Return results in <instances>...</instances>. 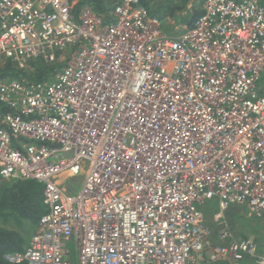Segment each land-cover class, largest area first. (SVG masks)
Wrapping results in <instances>:
<instances>
[{"label":"built area","instance_id":"built-area-1","mask_svg":"<svg viewBox=\"0 0 264 264\" xmlns=\"http://www.w3.org/2000/svg\"><path fill=\"white\" fill-rule=\"evenodd\" d=\"M78 3L0 0V58L70 50L52 78L0 76V181L41 182L47 207L5 259L264 264L253 239L211 244L201 208L264 216L262 0H204L179 35L140 0Z\"/></svg>","mask_w":264,"mask_h":264},{"label":"trees","instance_id":"trees-1","mask_svg":"<svg viewBox=\"0 0 264 264\" xmlns=\"http://www.w3.org/2000/svg\"><path fill=\"white\" fill-rule=\"evenodd\" d=\"M116 1L79 0L78 7L87 3L93 5L98 11L105 12L110 6L113 7ZM197 2L198 0H191L190 3L196 6ZM140 3L152 15L160 17L165 26L167 18L184 19L186 17L184 12L192 6L189 0H140ZM165 3L169 4L163 5ZM262 3L264 5V0ZM197 7L196 14L189 23L190 26H193L196 19L202 14L201 4ZM166 28L169 29L167 26ZM58 68V63L48 62L43 57L31 60L25 67L11 59L0 58V76L6 79L41 81L52 78ZM46 209L41 182L35 179L14 178L0 184V264H14L5 259V254L24 249L27 239L30 237L28 235L30 226H36Z\"/></svg>","mask_w":264,"mask_h":264},{"label":"rangeland","instance_id":"rangeland-1","mask_svg":"<svg viewBox=\"0 0 264 264\" xmlns=\"http://www.w3.org/2000/svg\"><path fill=\"white\" fill-rule=\"evenodd\" d=\"M164 1H167V0H164ZM190 2L191 0H189V3ZM203 2L204 0H201V1L198 0V2L196 3V6L192 5L188 10H186L184 12V15L186 16L184 19H181L179 17H175V20L173 17L167 18V20L165 21L166 26L172 32H179L183 30L184 29L183 22L185 25H188L191 22V19L193 18V16L196 14L195 9H198L197 6H200V4L202 7ZM167 4L169 3H165L163 5H167ZM169 29H166L168 33L170 32ZM69 52H70L69 49H65L61 51L60 53L55 54V59L52 62L54 64L58 63L59 68L57 70H59L65 64V62H67L69 58ZM8 180H11V179L2 180L0 181V184ZM210 202L212 203V201ZM248 210L249 209L247 208L246 205L238 207V204H234L231 207H229L224 213H222V217H221V213H220L221 210L218 207V205L216 207L215 204L208 205L206 203L203 206V211L205 214V221L210 229L209 240L215 243H220V244H225V245L229 244L232 238L229 237V238L222 239L220 238L219 234L230 230L235 239L248 236L247 238L255 239L254 241H258L257 236L253 235L254 232L251 233L252 236H249V234H250V231H252L253 229V225L258 222L259 217H255L251 215ZM262 218H264V216ZM259 222H261V220H259ZM34 229H35V226H30V229L28 231L29 236H31ZM28 242L29 240L27 239V244ZM261 247H262L261 249L263 250L264 249L263 246ZM73 261L75 264L77 263L76 258H74ZM210 264H233V262L225 260V259H222V260L219 259V260L213 261V263H210Z\"/></svg>","mask_w":264,"mask_h":264},{"label":"clouds","instance_id":"clouds-1","mask_svg":"<svg viewBox=\"0 0 264 264\" xmlns=\"http://www.w3.org/2000/svg\"><path fill=\"white\" fill-rule=\"evenodd\" d=\"M183 26H184V29L183 30H181V31H179V32H173L175 35H179L180 33H182L184 30H186L188 27H190V25L188 24V25H185L184 23H183ZM57 71V70H56ZM56 73V72H55ZM39 182V181H38ZM43 189H44V186H43ZM43 194H44V192H43ZM210 201H212V203L210 202ZM215 204V206L217 207V205H218V207L220 208V213H221V215H222V213H224L229 207H231L232 205H234V204H238V203H231V204H229L228 205V207L227 208H225V210H222L221 209V207L219 206V200H218V198H213V199H209V200H207V201H205L204 202V204H202L201 205V208L203 209V206L205 205V204ZM245 204H238V207H241V206H244ZM247 208H248V206H247ZM249 209V208H248ZM249 211V210H248ZM249 213V212H248ZM253 216H255V215H253ZM255 217H257V216H255ZM38 223V222H37ZM227 224V223H226ZM229 225V224H228ZM36 226H37V224H36ZM36 226H35V229H36ZM35 229H34V231H35ZM33 231V232H34ZM228 232L230 233V234H232L231 233V231L230 230H228ZM33 234V233H32ZM32 234H31V236H32ZM220 235V238H222V239H224V238H229L230 236H228V235H226V236H224L223 237V235H222V233L221 234H219ZM31 236L28 238V240L30 241V238H31ZM232 236H233V234H232ZM234 237V236H233ZM248 236H244L243 238H247ZM231 238V237H230ZM253 240H255V239H253ZM209 242L211 243V244H220V243H215V242H213V241H211V240H209ZM257 242V241H256ZM258 243V242H257ZM27 244V243H26ZM28 244H29V242H28ZM28 244L27 245H25L24 246V249L28 246ZM259 245V244H258ZM21 250H23V249H21ZM259 252L260 253H264V249L262 250L261 248H260V246H259Z\"/></svg>","mask_w":264,"mask_h":264},{"label":"crops","instance_id":"crops-1","mask_svg":"<svg viewBox=\"0 0 264 264\" xmlns=\"http://www.w3.org/2000/svg\"><path fill=\"white\" fill-rule=\"evenodd\" d=\"M259 220H261V222H259ZM253 232H254L253 235L257 236V239H258L257 242L260 248H262L261 246H263L264 248V218L262 217L258 218V222L253 225V229L252 231H250L249 236H252L251 233ZM233 264H237V263L233 261Z\"/></svg>","mask_w":264,"mask_h":264}]
</instances>
